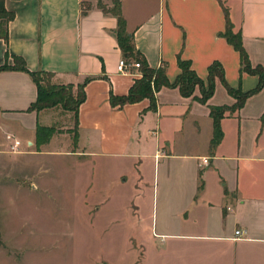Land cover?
<instances>
[{
	"label": "crops",
	"instance_id": "1",
	"mask_svg": "<svg viewBox=\"0 0 264 264\" xmlns=\"http://www.w3.org/2000/svg\"><path fill=\"white\" fill-rule=\"evenodd\" d=\"M85 1L91 7L83 14ZM102 1L112 5V0ZM96 3L4 0L14 18L7 25V38L0 36V65H13V57L19 56L30 71L51 73L53 84L76 87L90 78L83 86L85 99L78 106L77 124L69 127L76 141L68 155L99 163V158L116 161L128 170L134 167L130 175L123 169L120 176L131 187L139 223L136 196L147 190L152 168L145 238L152 240L154 254L174 255L186 264H264V87L239 109L224 111L219 119L222 136L215 145L210 107L229 108L236 102L219 79L206 103L196 99L198 87L184 97L177 87L163 86L156 92L155 110L148 109V99L113 107L110 92L126 94L140 73L135 66L118 71L122 57L114 34L116 17ZM120 3L136 48L151 67L165 64L170 82L180 71L176 63L180 56L203 80L209 64L218 60L233 89L244 92L256 86L258 77L240 73L239 53L219 34L225 30L226 9L251 64L264 67V0ZM36 95V84L27 72H0V132L8 140L0 154L29 159L49 151L45 147L55 133L37 150L36 127H55L62 115L57 107L64 108L29 110ZM9 124H18L19 131ZM15 140L19 145L12 148ZM201 158H207V164L201 165ZM238 229L242 235L235 238Z\"/></svg>",
	"mask_w": 264,
	"mask_h": 264
},
{
	"label": "rangeland",
	"instance_id": "2",
	"mask_svg": "<svg viewBox=\"0 0 264 264\" xmlns=\"http://www.w3.org/2000/svg\"><path fill=\"white\" fill-rule=\"evenodd\" d=\"M57 110L62 115L48 152L29 159L0 154V264H186L174 255L154 254L152 240L145 238L152 168L147 190L136 196L139 223L131 187L120 176L134 167L68 155L75 144L74 113ZM7 141L0 132V149L6 150Z\"/></svg>",
	"mask_w": 264,
	"mask_h": 264
},
{
	"label": "trees",
	"instance_id": "3",
	"mask_svg": "<svg viewBox=\"0 0 264 264\" xmlns=\"http://www.w3.org/2000/svg\"><path fill=\"white\" fill-rule=\"evenodd\" d=\"M96 5L103 12L110 13L116 17L114 34L121 52V57L130 68L135 66L136 70L140 73V77L133 81L126 94L115 95L110 92L109 103L113 107H122L125 104L136 103L143 99H148V109L155 110L156 92L163 86L177 87L180 94L184 97L193 95L195 88L198 87L200 90V96L196 97V99L201 103H206L214 92L215 80L219 79L227 92L236 99V102L229 108L219 106L210 107V115L213 120L211 145H215L222 136L219 119L223 116L224 111L226 109L231 111L239 109L247 97L264 87V67L261 64H251L248 54L243 46L242 35L240 31H233V26L226 9H224L225 30L219 35L225 38V40L239 53L240 73L246 72L258 77L256 86L244 92L239 89H233L229 86L224 76L223 66L218 60H214L209 64L207 68V78L206 80H203L192 69L189 60L177 56L176 63L180 71L175 80L170 82L166 76V65L161 64L155 68L151 67L144 54L136 48L133 33L127 31L126 21L122 15L120 0H112L111 6H106L102 0H97ZM87 9L89 8H82L83 14ZM13 18L14 12L7 10L4 5V0H0V36L4 39L7 38V25ZM13 60V65H0V72L17 69L27 72L32 77L36 84L37 95L35 101L30 104L28 109H42L60 105L64 109L72 110L74 112L76 126L78 106L85 99L83 86L90 78H86L81 84H78L75 93H73V85L53 84L49 80L51 73L46 71H30L26 67L25 61L19 56H14ZM54 132V127L37 125L35 130L36 147L38 148L40 145L47 143ZM74 140L76 141V134L74 135Z\"/></svg>",
	"mask_w": 264,
	"mask_h": 264
},
{
	"label": "built area",
	"instance_id": "4",
	"mask_svg": "<svg viewBox=\"0 0 264 264\" xmlns=\"http://www.w3.org/2000/svg\"><path fill=\"white\" fill-rule=\"evenodd\" d=\"M128 68H129V65L124 61V59L121 58L118 61V65H117L118 71L119 72H126L128 70ZM8 137H10V136H8ZM17 145H19V141L15 140L14 144L12 145V148L16 147ZM207 162H208L207 158H201L200 164L201 165H205V164H207ZM241 235H242V231L241 230H239V229L235 230V236H236L235 238H239Z\"/></svg>",
	"mask_w": 264,
	"mask_h": 264
}]
</instances>
